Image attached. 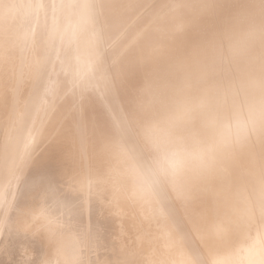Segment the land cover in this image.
<instances>
[{
  "label": "bare ground",
  "instance_id": "1",
  "mask_svg": "<svg viewBox=\"0 0 264 264\" xmlns=\"http://www.w3.org/2000/svg\"><path fill=\"white\" fill-rule=\"evenodd\" d=\"M0 264H264V0H0Z\"/></svg>",
  "mask_w": 264,
  "mask_h": 264
}]
</instances>
